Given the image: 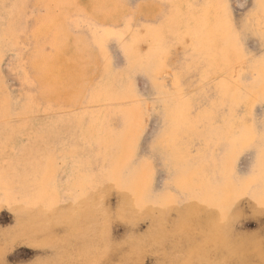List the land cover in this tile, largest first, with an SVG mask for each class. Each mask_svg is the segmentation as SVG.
Here are the masks:
<instances>
[{"label": "rangeland", "instance_id": "obj_1", "mask_svg": "<svg viewBox=\"0 0 264 264\" xmlns=\"http://www.w3.org/2000/svg\"><path fill=\"white\" fill-rule=\"evenodd\" d=\"M0 264H264V0H0Z\"/></svg>", "mask_w": 264, "mask_h": 264}, {"label": "bare ground", "instance_id": "obj_2", "mask_svg": "<svg viewBox=\"0 0 264 264\" xmlns=\"http://www.w3.org/2000/svg\"><path fill=\"white\" fill-rule=\"evenodd\" d=\"M89 2H90V1H89ZM92 4H93V3H92ZM89 5H90V4H89ZM54 50H55V49H54ZM56 50H57V49H56ZM58 50H59V49H58ZM58 50H57V51H58ZM39 51H40V50H39ZM42 51H43V50H42ZM48 51H49V50H48ZM55 52H56V51H55ZM45 54H46V52H45ZM45 54H43V56H44ZM46 55H47V54H46ZM46 55H45V56H46ZM50 55H51V54H50ZM48 56H49V55H48ZM57 56H58V55H57ZM35 57H36V56H35ZM41 57H42V56H41ZM49 57H50V56H49ZM47 58H48V57H47ZM50 60H51V59H50ZM54 60L57 61L56 57H55ZM61 61H62V60H61ZM32 62H33V61H32ZM35 62H36V61H35ZM54 62H55V61H54ZM58 63H59V62H58ZM72 63H73V62H72ZM72 63H71V64H72ZM31 65H32V64H31ZM34 65H35V63H34ZM34 65H33V66H34ZM36 65H37V62H36ZM58 65H59V64H58ZM35 67H36V66H35ZM52 69H53V68H52ZM65 70H66V69H65ZM65 70H64V71H65ZM64 71H63V72H64ZM60 72H61V70H60ZM43 89H44V88H43ZM38 94H39V93H38ZM208 102H209V101H208Z\"/></svg>", "mask_w": 264, "mask_h": 264}]
</instances>
